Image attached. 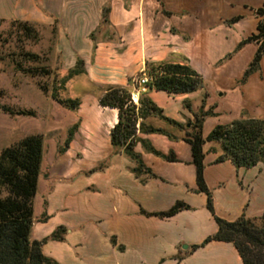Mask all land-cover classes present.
<instances>
[{
  "label": "crops",
  "instance_id": "1",
  "mask_svg": "<svg viewBox=\"0 0 264 264\" xmlns=\"http://www.w3.org/2000/svg\"><path fill=\"white\" fill-rule=\"evenodd\" d=\"M65 1L76 0H0V18H40L44 11L58 16ZM153 1L143 25L135 22V47L123 50L124 56L129 53L126 67L130 70L135 64L136 73L145 62H184L201 76L202 88L188 93L141 86L135 90L136 105L139 92H145L163 117L182 125L174 127L153 115L137 119L133 151L149 170L138 176L130 171L134 163L123 153L113 152L109 143V130L117 119L115 108L90 107L81 100L72 112L71 125L76 127L65 150L57 153L55 141L47 145L41 141L28 239H45L40 252L52 264H242L230 242L212 240L191 248L214 234L217 226L205 207V195L196 191L189 145L182 137L187 121L200 109L211 113L201 122L202 138L215 125L243 114L264 117V51L257 68L242 79L257 44L237 46L256 32L259 17L254 10L263 0ZM67 10L74 12V5ZM233 17L238 19L230 22ZM118 83L126 85V78ZM139 123L168 135L141 132ZM19 124L7 125L11 143L27 136ZM100 129L107 136L111 161L83 166L91 137ZM144 145L163 155L172 153L176 160L166 161ZM201 150L202 177L213 213L226 221L240 215L260 216L264 164L236 168L227 159L215 162L222 154L217 141L204 140ZM176 201L189 208L164 218L141 212L165 211ZM58 227L64 229L62 238L49 239Z\"/></svg>",
  "mask_w": 264,
  "mask_h": 264
},
{
  "label": "trees",
  "instance_id": "2",
  "mask_svg": "<svg viewBox=\"0 0 264 264\" xmlns=\"http://www.w3.org/2000/svg\"><path fill=\"white\" fill-rule=\"evenodd\" d=\"M159 5L161 7L160 2ZM161 12L168 14L162 8ZM254 13L259 17L256 32L241 40L237 45L241 46L247 42L257 44L242 79L257 68L264 51V0L261 7L255 9ZM237 19L238 17H233L229 21ZM22 24L25 26V23ZM77 63L80 61L78 60ZM145 69L147 70L146 81L139 85L145 89L163 90L168 93H188L202 88L201 76L184 62H145L144 68L138 74L145 75ZM80 73H83L82 69H69L65 79ZM51 97L56 98V95L51 93ZM61 103L70 109L77 108L79 104L76 99L61 101ZM97 103L99 106L116 109L117 119L109 130V143L112 148H121L120 152L134 163L130 168L134 176L144 171L149 172L133 151L137 119L153 115L174 127L182 128L179 123L163 117L145 92H139L137 105H135L127 89L122 86L109 87L100 95ZM0 109L9 114H31L23 110L13 111L3 105H0ZM209 114H211L210 111L201 109L193 114V120L187 121L188 130L182 137V140L189 145L191 163L195 171L196 191L205 195V207L217 226L214 234L207 236L199 245H193L191 248L202 246L212 240L230 242L237 251L242 264H264V211L258 217L247 218L240 215L233 221L217 217L213 213L210 192L202 177L203 153L201 150L204 140L217 141L222 154L215 159V162L227 159L236 168H249L258 162L264 164V117H248L243 114L227 124L215 125L206 137L202 138L201 122ZM75 127L76 124L70 128L58 153L67 147ZM138 128L145 133L168 135L160 128L144 126L142 123H139ZM144 146L149 152L166 161L176 160L172 153L163 155L147 145ZM40 150L41 136L38 134L25 136L0 150V193L1 191L5 193L3 197H0V264L53 263L50 258L43 256L40 252V245L45 239L41 241H29L28 239L31 224V198L35 192ZM188 208L189 206L183 202L176 201L165 211L141 212L147 216L164 218ZM63 231L62 227H58L48 238L60 240Z\"/></svg>",
  "mask_w": 264,
  "mask_h": 264
},
{
  "label": "rangeland",
  "instance_id": "3",
  "mask_svg": "<svg viewBox=\"0 0 264 264\" xmlns=\"http://www.w3.org/2000/svg\"><path fill=\"white\" fill-rule=\"evenodd\" d=\"M154 3L65 1L58 16L44 11L40 18H0V105L31 113L9 114L0 109V150L17 142L11 143L7 125L20 121L24 134H38L46 145L47 141H55L58 153L73 126L75 109L61 101L76 99L78 103L82 100L83 105L95 106L105 89L120 86V79L126 78L122 87L129 91L135 104L137 81L146 76L147 70L145 75H139L135 64L129 70L125 64L129 53L124 56L123 50L135 47V22L143 25ZM72 4L74 12L67 10ZM71 13L76 15L68 16ZM72 68L82 69L83 73L65 79ZM207 84L211 88L208 81ZM91 138L81 160L83 166L110 162L107 136L100 129ZM120 150L112 148L113 152ZM4 195L1 191L0 197Z\"/></svg>",
  "mask_w": 264,
  "mask_h": 264
},
{
  "label": "built area",
  "instance_id": "4",
  "mask_svg": "<svg viewBox=\"0 0 264 264\" xmlns=\"http://www.w3.org/2000/svg\"><path fill=\"white\" fill-rule=\"evenodd\" d=\"M146 81V77L145 76H142L139 78V80L137 81L139 85H142L144 82ZM143 90V88H142Z\"/></svg>",
  "mask_w": 264,
  "mask_h": 264
}]
</instances>
